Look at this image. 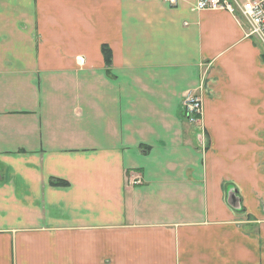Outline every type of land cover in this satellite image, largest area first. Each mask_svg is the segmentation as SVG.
<instances>
[{
    "label": "crops",
    "instance_id": "0c3cea01",
    "mask_svg": "<svg viewBox=\"0 0 264 264\" xmlns=\"http://www.w3.org/2000/svg\"><path fill=\"white\" fill-rule=\"evenodd\" d=\"M197 1L0 0V264H264V49Z\"/></svg>",
    "mask_w": 264,
    "mask_h": 264
},
{
    "label": "built area",
    "instance_id": "2783aa9c",
    "mask_svg": "<svg viewBox=\"0 0 264 264\" xmlns=\"http://www.w3.org/2000/svg\"><path fill=\"white\" fill-rule=\"evenodd\" d=\"M170 6H176L177 0H164ZM196 9L220 10L239 15L247 23V36L257 40L264 48V0H245L243 3H230L226 0H198ZM182 114L192 124H197L202 115V102L191 93L182 104Z\"/></svg>",
    "mask_w": 264,
    "mask_h": 264
},
{
    "label": "water",
    "instance_id": "95a60500",
    "mask_svg": "<svg viewBox=\"0 0 264 264\" xmlns=\"http://www.w3.org/2000/svg\"><path fill=\"white\" fill-rule=\"evenodd\" d=\"M227 203L228 205L234 209L240 211V200L238 197H236V191L230 189L227 192Z\"/></svg>",
    "mask_w": 264,
    "mask_h": 264
},
{
    "label": "trees",
    "instance_id": "16d2710c",
    "mask_svg": "<svg viewBox=\"0 0 264 264\" xmlns=\"http://www.w3.org/2000/svg\"><path fill=\"white\" fill-rule=\"evenodd\" d=\"M102 51H103V55L105 57V62H106V65H110L111 63V53H110V50L109 48L107 47H103L102 48ZM55 184L59 185V186H64L66 185L63 181H55Z\"/></svg>",
    "mask_w": 264,
    "mask_h": 264
},
{
    "label": "rangeland",
    "instance_id": "374dc122",
    "mask_svg": "<svg viewBox=\"0 0 264 264\" xmlns=\"http://www.w3.org/2000/svg\"><path fill=\"white\" fill-rule=\"evenodd\" d=\"M257 41V40H256ZM258 42V41H257ZM264 49V48H263Z\"/></svg>",
    "mask_w": 264,
    "mask_h": 264
}]
</instances>
